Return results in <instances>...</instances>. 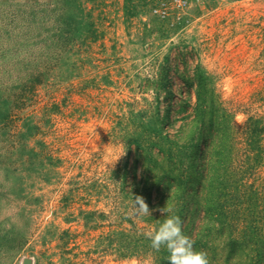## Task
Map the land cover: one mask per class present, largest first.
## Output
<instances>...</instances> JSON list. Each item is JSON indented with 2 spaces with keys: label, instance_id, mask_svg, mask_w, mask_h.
Listing matches in <instances>:
<instances>
[{
  "label": "rangeland",
  "instance_id": "rangeland-1",
  "mask_svg": "<svg viewBox=\"0 0 264 264\" xmlns=\"http://www.w3.org/2000/svg\"><path fill=\"white\" fill-rule=\"evenodd\" d=\"M199 72L212 142L188 115ZM207 164L240 243L229 259L217 234L208 264H258L264 0H0V264H168L148 234L164 206L193 234Z\"/></svg>",
  "mask_w": 264,
  "mask_h": 264
},
{
  "label": "trees",
  "instance_id": "trees-1",
  "mask_svg": "<svg viewBox=\"0 0 264 264\" xmlns=\"http://www.w3.org/2000/svg\"><path fill=\"white\" fill-rule=\"evenodd\" d=\"M181 57V59H184L183 56ZM201 76L202 74L200 72L194 79L186 76L187 80L185 79L186 82L184 84L185 91L193 90L195 94V102L193 103L192 111L189 112L188 115L192 116L190 121L197 125V130L206 135L207 142H212L218 131L216 125L220 123V118L223 117V114H218L220 108L218 107L219 103L217 97L214 96L212 90L207 87V82H205V79ZM184 101L185 102L179 105V110L186 111L187 106L190 105L189 98L184 99ZM188 115L183 116V118L186 119L190 117ZM211 165L212 164H207V166H205V174L202 173L201 179L197 180L195 184L196 206L193 208L192 212H189V218L192 223H194V220L195 222L197 221V225L193 226V234L190 232L189 237L194 240V247L197 250H203L207 253L206 250L210 243L212 242L214 244L215 240L218 239L216 237L217 234L224 235V238H227L226 241H229L227 242L229 245L227 249L228 258L230 259L236 252L234 249L235 246L240 245L236 239L237 236L232 238V226L228 220H225L231 218L230 211L233 204L229 201L230 192H227L228 188L226 190V186L221 182L220 174L217 177L209 173V171L211 172L214 169V166ZM226 174L224 173V175ZM186 218L188 217L184 216V219ZM187 226L185 225L182 227L185 234ZM218 243L217 241V245ZM258 262V264H264V250Z\"/></svg>",
  "mask_w": 264,
  "mask_h": 264
},
{
  "label": "clouds",
  "instance_id": "clouds-1",
  "mask_svg": "<svg viewBox=\"0 0 264 264\" xmlns=\"http://www.w3.org/2000/svg\"><path fill=\"white\" fill-rule=\"evenodd\" d=\"M136 206L139 211L149 214L145 200L138 196ZM159 212L165 218L154 232H150L151 247L160 251L164 247L167 252L168 264H208L207 254L194 247V240L185 234L181 217L170 206H164Z\"/></svg>",
  "mask_w": 264,
  "mask_h": 264
}]
</instances>
